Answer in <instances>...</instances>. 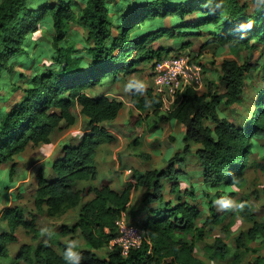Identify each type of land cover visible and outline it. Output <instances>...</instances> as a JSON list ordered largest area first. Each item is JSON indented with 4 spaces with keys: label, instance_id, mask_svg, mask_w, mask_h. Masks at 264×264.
I'll use <instances>...</instances> for the list:
<instances>
[{
    "label": "trees",
    "instance_id": "trees-1",
    "mask_svg": "<svg viewBox=\"0 0 264 264\" xmlns=\"http://www.w3.org/2000/svg\"><path fill=\"white\" fill-rule=\"evenodd\" d=\"M167 17L176 19L167 25ZM73 23L83 29L85 41L80 48L70 42V55L84 58V64L75 66L68 63L69 53L65 51ZM41 27L52 33L54 50L50 49L49 56L53 64L26 75L16 69V63L26 57L25 66H31L35 44L32 35ZM205 33L208 39L202 47L264 46V0H0V77L8 78L5 90H20V96L11 103L7 93L0 106V189L15 186V155L30 144L49 143L56 130L73 126L77 107L88 119V130L81 139L63 145L61 155L52 163V173L47 175L39 169L34 200L37 211L49 215L79 207L75 222L64 224L59 233L79 232L86 248L75 251L79 260L69 261L64 255L69 247L60 241L61 251L44 241L25 243L18 259L28 264H209L195 252L196 243L204 238V229L196 225L203 214L200 205L180 196L176 201L165 198L166 180L170 192L179 191L182 171L175 162L182 155L176 153L167 167L135 173L136 185L129 182L120 190L109 182L80 185L98 177L96 151L101 142L113 139L104 122L114 120L123 107V101L105 92L91 94L89 89L110 79H122L140 64L149 65L168 55L170 46L161 42L154 45L161 39L178 37L180 48H184L190 42L186 36ZM82 50L85 55H81ZM221 67L224 91L214 82L208 84L205 92L188 86L178 104L166 111L162 109V96L152 89L143 94L142 88L133 87L131 99L140 111H153L161 119L175 120L183 126L185 150L190 149L191 142L197 144L194 154L201 164L204 184L214 191L215 197L225 201L234 199L237 192L233 187H241L247 180L251 137L264 135V88L245 122L240 124L222 116L218 107H231L240 100L247 76L259 64L226 59ZM1 90L0 84V98ZM4 163H10L6 174L2 170ZM139 186L145 188L143 205L158 204L146 208L143 216L130 211L133 189ZM207 203L213 212L205 223L223 222L227 212L219 214L213 196ZM124 211L128 217L130 214V222L138 223L144 230L142 244L126 255L112 243L119 233L117 220ZM0 214L8 227L0 233V259L8 256L9 243L17 241L19 226H24L33 238H40L36 217L27 218L19 205L0 207ZM248 218L253 222L245 233L248 242L263 238L264 224L252 212ZM243 235L240 232L238 237L242 244ZM215 241L211 256L224 258L228 246L219 238ZM106 246L110 249L99 253ZM232 259L231 264L242 261L238 252Z\"/></svg>",
    "mask_w": 264,
    "mask_h": 264
},
{
    "label": "rangeland",
    "instance_id": "rangeland-1",
    "mask_svg": "<svg viewBox=\"0 0 264 264\" xmlns=\"http://www.w3.org/2000/svg\"><path fill=\"white\" fill-rule=\"evenodd\" d=\"M176 17H167L164 23L169 25ZM84 31L81 27L72 24L68 33V41L65 44L67 61L70 65L84 64V58L81 56L70 55V42L75 47H83L85 44ZM208 33L201 35L186 36L184 48H180V39L178 37H167L155 42V46L159 42L164 45L174 46L169 49L171 54L178 52H187L194 56V60L202 63L204 67V84L199 92H205L208 84L214 82L217 88L224 91V82L222 80L221 64L226 59H236L239 62L258 63L259 67L246 78L245 89L240 100L231 107L221 105L218 107L219 113L229 119L243 123L245 119L250 117L256 106V101L260 97V93L264 88V46L259 44L256 48L237 47L230 48L228 46L206 45L202 44L208 39ZM32 43L35 42L32 49L31 66H25L26 57L23 61L16 63V69L23 71L26 75H31L34 71H42L46 67L52 66L53 59L49 53L54 50L52 45V33L46 27L34 32L32 35ZM81 55H85V51H81ZM149 65L140 64L135 71L125 75L119 80H107L104 84L95 88H90L91 94H99L102 92L109 93L111 97L123 101V107L119 111L118 116L109 122H104L105 127L112 134V140L101 142L96 151V163L99 168V175L96 179L80 182L81 186L100 185L109 182L112 187L120 190L127 183L136 185L137 176L151 168H164L174 155H182L175 162L176 168L182 171L179 191L170 192V183L166 180L165 198L178 200V197L188 199L200 205L203 214L197 219L196 225L198 229H204L203 240L196 243L195 252L198 256L204 258L209 264H231L235 252H238L242 261L238 264H264V236L248 242L246 231L252 226L253 222L248 218V213L252 212L254 217L264 224V135H255L251 137L249 153V166L246 169L247 180L243 186H234L233 190L237 193L232 205L224 207V200L214 196L211 190L203 182L202 167L195 156L197 144L191 142L189 150H185L186 142L183 139L184 128L175 120H163L160 114L153 111H140L135 107L131 99V91L133 87L142 88L145 94L148 89L153 90V79L150 74ZM7 76L0 77L2 85V98H0V106L4 105V96L9 93V103L20 96V90H5L8 88ZM7 101V100H6ZM76 122L73 126L62 127L56 130L52 135L49 143H41L38 145H28L27 148L19 155H15L17 162L15 173L13 175L15 186L9 190L0 189V207L5 205H19L24 209L25 216L31 218L36 217L37 227L41 231L38 239L33 238L24 226L17 228V241L9 243V251L7 257H2L1 262L6 264H28L23 259H18L21 245L31 243L35 245L38 241H44L52 244L57 250H60L58 241L71 247L73 251L86 248L85 240L79 232H70L67 235H60L62 226L72 225L78 217L79 207L70 208L64 213L57 215H49L39 213L35 207V194L37 188V172L42 169L44 174L52 173V163L61 153L65 143H74L81 139L88 130V119L80 113L79 107L74 109ZM208 124L212 122L207 120ZM143 154H148L145 157ZM10 168V163L2 164L4 174ZM133 178L130 180L131 174ZM145 190L143 186L134 187L131 198V210L139 213L138 216L145 214L146 208L150 206H158L156 202H151L145 206L142 204V193ZM189 192V193H188ZM191 192V193H190ZM211 196L214 197V207L219 214L226 213L223 222L210 221L205 223L207 217L211 215V209L207 205ZM89 198L86 196L85 199ZM248 203H245L244 201ZM244 210L246 214L241 211ZM213 212V211H212ZM128 217V214H127ZM128 219H130V214ZM7 222L0 214V233L7 230ZM240 232L244 233L241 241L238 240ZM190 238V235H188ZM219 238L227 245L229 252L224 258L211 255L215 251V240ZM248 246V249L246 248ZM110 249L109 246L103 247L99 253L103 254ZM61 251V250H60ZM219 254V252H217Z\"/></svg>",
    "mask_w": 264,
    "mask_h": 264
},
{
    "label": "built area",
    "instance_id": "built-area-1",
    "mask_svg": "<svg viewBox=\"0 0 264 264\" xmlns=\"http://www.w3.org/2000/svg\"><path fill=\"white\" fill-rule=\"evenodd\" d=\"M153 79V91L163 98L164 111L174 107L182 99L188 86L196 90L204 84V67L187 52L164 55L148 66ZM131 174V172H129ZM119 233L112 240L126 255L130 249L142 244L144 230L136 222H130L124 211L117 220Z\"/></svg>",
    "mask_w": 264,
    "mask_h": 264
},
{
    "label": "clouds",
    "instance_id": "clouds-1",
    "mask_svg": "<svg viewBox=\"0 0 264 264\" xmlns=\"http://www.w3.org/2000/svg\"><path fill=\"white\" fill-rule=\"evenodd\" d=\"M233 203V201L231 199H228V200H225L224 201V207H229L231 206ZM65 258L69 261L71 260H79L80 259V256L78 253L74 252L73 249L71 247H69L65 253Z\"/></svg>",
    "mask_w": 264,
    "mask_h": 264
},
{
    "label": "crops",
    "instance_id": "crops-1",
    "mask_svg": "<svg viewBox=\"0 0 264 264\" xmlns=\"http://www.w3.org/2000/svg\"><path fill=\"white\" fill-rule=\"evenodd\" d=\"M170 47H172V48H175L174 46H170ZM171 52H172V51H170V53H169V54H171ZM108 94H109V93H108ZM132 178H133V177H132ZM132 178H131V179H132Z\"/></svg>",
    "mask_w": 264,
    "mask_h": 264
}]
</instances>
